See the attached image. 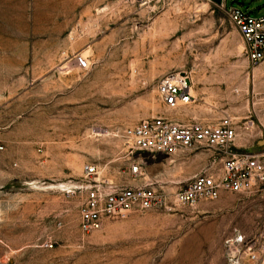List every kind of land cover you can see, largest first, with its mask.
I'll return each instance as SVG.
<instances>
[{"label": "rangeland", "instance_id": "obj_1", "mask_svg": "<svg viewBox=\"0 0 264 264\" xmlns=\"http://www.w3.org/2000/svg\"><path fill=\"white\" fill-rule=\"evenodd\" d=\"M225 7L259 17L264 0ZM87 51L79 70L75 57ZM245 51L210 0H0V264H225L232 231L262 243L264 187L176 205L186 180L219 176L215 154L149 158L121 138L156 117L211 127L229 116L232 148L263 152L264 61ZM171 70L186 72L195 94L178 117L157 93ZM86 165L119 187L151 185L173 210H132L82 233L85 193L74 186Z\"/></svg>", "mask_w": 264, "mask_h": 264}, {"label": "built area", "instance_id": "obj_2", "mask_svg": "<svg viewBox=\"0 0 264 264\" xmlns=\"http://www.w3.org/2000/svg\"><path fill=\"white\" fill-rule=\"evenodd\" d=\"M221 6L246 45L247 59L252 64L263 62L264 13L253 17L239 8H226L225 0ZM74 63L79 70L89 67L86 58L80 55L75 57ZM190 87L186 72L171 70L160 77L157 93L162 103L173 110L193 101ZM248 124L251 122H246ZM121 138L131 153L149 158L200 148L215 154L220 164L219 176L202 172L186 180L173 196L176 205L191 206L201 199L214 201L221 192L250 195L264 187V151L248 154L234 150L236 128L229 116L222 117L211 127L198 122L182 125L156 117L123 131ZM129 173L134 177L140 175L137 162L130 164ZM74 187L85 193L79 217V229L85 234L99 230L105 220L124 218L132 210H173L151 185L119 187L99 176L94 165L84 167L82 180ZM222 252L225 264H262L264 241L247 239L234 230L223 238Z\"/></svg>", "mask_w": 264, "mask_h": 264}, {"label": "bare ground", "instance_id": "obj_3", "mask_svg": "<svg viewBox=\"0 0 264 264\" xmlns=\"http://www.w3.org/2000/svg\"><path fill=\"white\" fill-rule=\"evenodd\" d=\"M220 5H221V4H220ZM87 54H88V51L83 53V57L86 58V59H88V58H87V57H88ZM87 62H89V61H87ZM64 67H65V66H64ZM190 83H191L190 93H191L192 96L195 97L194 90H193V88H192V81H191V79H190ZM194 97H193V98H194ZM190 103H192V102H190ZM180 107H183V106H180ZM180 107H178V108H176V109H173L174 111H173V110L169 111V112H168L169 115H173V116H175V117H178V116H180V115H183V114H184L183 109L181 110ZM166 108H167V107H166ZM167 109H168V108H167ZM168 110H170V109H168ZM230 118H231V117H230ZM231 119H232V118H231ZM173 122H174V121H173ZM97 171H98V169H97ZM98 175L100 176V173H99V172H98ZM59 188H67V186L60 185Z\"/></svg>", "mask_w": 264, "mask_h": 264}, {"label": "water", "instance_id": "obj_4", "mask_svg": "<svg viewBox=\"0 0 264 264\" xmlns=\"http://www.w3.org/2000/svg\"><path fill=\"white\" fill-rule=\"evenodd\" d=\"M212 3L216 4V5H220L222 4V0H210Z\"/></svg>", "mask_w": 264, "mask_h": 264}]
</instances>
